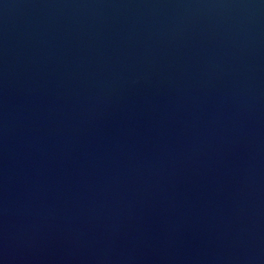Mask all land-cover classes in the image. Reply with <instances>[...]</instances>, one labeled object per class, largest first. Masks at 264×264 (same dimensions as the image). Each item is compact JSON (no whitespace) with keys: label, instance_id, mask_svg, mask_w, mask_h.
I'll return each instance as SVG.
<instances>
[{"label":"water","instance_id":"obj_1","mask_svg":"<svg viewBox=\"0 0 264 264\" xmlns=\"http://www.w3.org/2000/svg\"><path fill=\"white\" fill-rule=\"evenodd\" d=\"M0 264H264V0H0Z\"/></svg>","mask_w":264,"mask_h":264}]
</instances>
